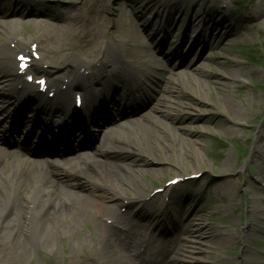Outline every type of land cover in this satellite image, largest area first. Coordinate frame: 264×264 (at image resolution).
<instances>
[{"label": "bare ground", "instance_id": "1", "mask_svg": "<svg viewBox=\"0 0 264 264\" xmlns=\"http://www.w3.org/2000/svg\"><path fill=\"white\" fill-rule=\"evenodd\" d=\"M92 1L94 0H83L81 3L85 5L90 3L89 8H91L94 7ZM182 1L177 0L171 5L172 10L169 12L170 16L166 17L167 26L162 36L159 37V30L156 29L149 39L146 33L152 30L153 20H145L144 10L139 11L140 22L144 18V21L140 23V28L124 32L121 28H108L111 20L105 14L110 13L107 12L110 8L107 9L104 1L92 11L95 12L94 15L88 16L93 19L92 22L86 23L81 20L83 23L80 25L79 21L82 18L79 13H70L68 10L64 13L23 10L16 8L17 6L11 7L7 1L0 0V18L7 20L4 26L0 24V29L3 30L6 39L0 42V65L2 70H6L2 73L0 70V84H5L8 88V90L0 89V99L13 97L11 104L13 105L26 100L29 96L39 98L43 94L37 92L33 83H26L23 80L24 77L32 75L34 79H38L43 76L44 72L55 74L54 70L43 69L41 65L35 63L23 73H17L15 55L27 51L30 43L19 40L17 36L22 27L20 22L28 21L34 32L31 37L32 42L40 45L41 51L44 46L41 61L44 64L56 65L57 69L62 71L60 75L67 78V82L61 84V81H56L57 76L47 80L48 83H54V86L50 83L49 88H53L55 92L58 91L59 97L57 103H51V109L53 107L62 109L63 115H67L66 118H68L71 112V98H73L70 93L75 87H82L84 104L81 110L87 119L93 117L91 112L99 104H106L108 101L113 108L118 106L117 110L133 103L138 108L136 115H131V121L126 124L137 134L129 139L130 142L111 147L110 143L129 137V133L125 131L128 128L118 130L112 127L106 130V127H103L97 138V144L99 149L108 148V150L98 152L92 159L82 160L75 164L69 162L60 165H52L49 162L39 164L34 160H24L20 154L5 147V135L0 128V264H40L42 260H48V264H55L50 259L51 254H54L53 247L56 242L62 246L67 240H70L73 251L63 255L64 264H136L135 259H132L129 254L132 250L136 251V259L145 264L147 262L148 264L207 263L205 255L202 254L205 250L198 249L196 244L204 245L202 242L204 238L214 237L221 232L218 228H213L207 219L194 221L187 210L185 211V199H192L196 187L189 186L181 189L183 192L175 200L176 216H174L172 211H166V208H163L164 201H168L167 196H169V201L165 204L170 203V190L173 185L164 187L161 193H153L152 188L146 189L145 185L139 182L138 177L140 178L142 173L141 165L151 159L177 164L192 149L197 153L198 158L194 156V162L201 161L199 159L200 150L204 144L197 139L192 129L180 128L181 132H178V126L174 124L180 108L178 96L181 93L191 90L196 103L204 106L208 104L200 95L202 89H205L201 79L206 77L208 71L201 66H194L185 77H181L182 73L179 72L177 78L173 79L163 73L159 75V78L156 77L157 82L153 83L148 75L154 77V74L142 64L136 63L133 54L123 53L125 43L127 48L134 51L147 49L144 43L146 38L149 41H152V38L160 39L157 42V48L164 47L160 45L171 36L170 27L173 22L178 17H183L186 19L185 30L176 48L187 47V52L200 48L199 52L197 51L198 58L203 59L206 47L213 48L210 39H207L216 38L219 35L215 28L227 29L224 24L219 26L222 22L217 15L204 16L194 8V5L190 9H184ZM146 4L153 7L155 16L160 13L161 9L168 11L158 2L147 1ZM106 34L111 42L105 40ZM205 34L207 37L203 41L201 38ZM77 37L80 41L72 42V39ZM67 38H72L69 52L65 42ZM14 43L15 45L11 47ZM112 54L115 56L114 60L111 58ZM122 54L125 61L121 59ZM72 55L79 59L74 62L70 61ZM150 56L149 62L155 61L159 65L162 63L159 59ZM234 63L237 64L238 61ZM116 65H120L122 75L117 71ZM223 76L231 81L225 82V89L216 98L219 105L217 112L225 117L227 123L223 127V133L229 135L233 132L234 119L244 117L247 111L228 98L230 88H235L233 81L240 77L238 69L234 70L227 66ZM62 86H65V89L59 91ZM119 90L120 94L117 96ZM158 93H162V98L159 100ZM156 100L157 105L154 106ZM148 108H151L152 112L146 111ZM189 108L190 111L197 110L193 107ZM142 110L146 112H140ZM197 115H190L191 117L187 120L188 124L199 123L196 125L199 127V133L207 134L209 118ZM140 116L150 126L147 127L141 123L138 119L141 118ZM13 123L12 126H17L21 121L16 120ZM63 130L60 135L54 136L50 133L49 136L55 138L48 142L55 141L57 137L58 141L62 142ZM259 132L264 138V128ZM69 135L74 138L72 144L76 145L79 137H75L72 132ZM187 136L192 140L186 139ZM239 137L242 138V136ZM41 141L43 140L40 139ZM62 145L65 146L66 142ZM39 147L41 148L42 144ZM26 149L37 152L36 148ZM170 149L174 151L169 154ZM263 150L264 144L259 141L255 142L252 154L257 159L264 158ZM81 155L87 157L90 153ZM123 157L128 158L125 163L120 161ZM231 163L232 158L229 155L222 161V165L226 166ZM147 170H150L152 177H160L163 172L162 168H149L145 171ZM201 170L197 167L190 173L195 174ZM179 171L181 173L175 177L182 181L190 174ZM261 178L264 180V174ZM93 190H99L102 193L95 195ZM125 193L129 196H124ZM144 205L145 210H140V207ZM121 206L126 207L123 212L119 210ZM127 208L129 212H125ZM163 216L172 220L170 223L172 222L173 231H179L177 232L179 234L182 232L190 234L194 238L188 241L195 244L194 247L198 252L200 251L199 254L188 251L186 248L188 246L183 245L179 248L180 254L176 259L159 260L158 257L155 258L156 255L161 254L160 250H155L153 241L158 239L155 233L160 228L159 224ZM179 220L187 222V226L180 227ZM81 227L88 228L87 235L79 230ZM229 237V241L237 239L233 235ZM183 239L187 240V237ZM86 243L88 251L83 252ZM177 245V243L173 245L174 250L178 247ZM32 251L38 253L40 260L31 263ZM263 257L264 252H261V256L248 262L263 264Z\"/></svg>", "mask_w": 264, "mask_h": 264}, {"label": "rangeland", "instance_id": "2", "mask_svg": "<svg viewBox=\"0 0 264 264\" xmlns=\"http://www.w3.org/2000/svg\"><path fill=\"white\" fill-rule=\"evenodd\" d=\"M5 1L11 7L17 6L16 8L23 10L46 11L47 13L55 11L64 13L68 10L70 13H79L82 18L79 21L80 25L84 21L86 23L92 22L93 19L88 16L94 15L95 12L92 11L104 1L107 9L110 8L107 11L110 13L105 14L111 20L108 28H121L124 32L133 28H140V23L144 20L140 22L138 18L139 11L144 10L146 20H153L152 30H148L146 33L149 39L152 37L153 29H158L159 34L162 33L161 31L167 26L166 17L170 16L171 5L177 2V0H94L92 1L94 7L89 8L90 3L87 5L82 4L81 1L83 0ZM147 1L150 3L158 2L165 6L168 11L161 9L160 13L155 16L153 7L147 5ZM181 3L184 9H190L194 5V8L199 13H203L204 16L217 15L222 22L219 26L224 24L227 29L215 28L219 35L216 38L207 39H210L213 48L208 49L206 47L203 59L197 58L198 49L187 54L181 53V55H178L177 52L173 53L185 30L186 19L183 17H178L173 22L170 27L171 36L166 39L164 47L158 49L155 47L157 40L153 42V39L149 41L146 38L144 43L147 49L134 51L127 48L125 43L123 53L133 54L136 63L142 64L147 70H150L154 77L148 75V78L153 83H156L159 75H163V73L173 79L177 78L179 72L182 73L181 77H185L186 74L191 72V67L194 66H201L208 71L206 77L201 79L207 91L202 89L200 94L208 104L204 106L196 103L197 101L191 95V90L181 93L178 96L180 108L174 124L178 126V132H181L180 128L192 129L197 139L204 144V147L200 150L199 159L201 161L194 162V156L196 157L197 153L193 152L192 149L177 164L151 159L141 165L143 169H141L142 173L138 179L140 183L145 185L146 189H155L164 185V182L169 178L181 173L179 170L190 173L196 170L197 167L202 169L193 174V178H186L183 182L174 184L173 189L170 191V203L168 205L163 204V208H166V211L170 208L176 216L175 200L183 192L181 189L183 190L189 186L196 187L192 199H185V211L187 210V213L190 216L192 215L194 221L203 219L205 221L207 219L213 228L216 227L221 232L214 237L204 238L202 241L204 245L196 244L198 249L205 250L202 251V254L206 257V264H250L248 261L255 260L261 256V252H264V180L261 178V175L264 174V158L257 159L252 154L255 142L259 141V143L264 144V138L260 136L261 133L259 132L264 128V0H183ZM227 4H229L228 8ZM0 24L4 26L7 24V20L0 18ZM20 24L22 27L19 29L17 38L29 41L34 35L30 22H20ZM1 30L0 42H4L6 39L3 30ZM206 37L205 34L201 39L205 41ZM71 39L67 38L65 40L68 52ZM105 40L111 42L107 34ZM79 41V37L72 39L74 43ZM42 51H44V46H42ZM42 51L40 48L41 53ZM150 55L159 59L162 63L159 65L155 61L149 62ZM114 57L112 54L111 58L113 60ZM76 59H79V57L72 55L69 60L74 62ZM234 61H238V63L235 64ZM158 65L159 67H157ZM227 66L234 70L238 69L240 75L238 80L233 81L235 88H230L228 98L238 106L245 108L247 113L242 118H235V123L232 125L233 132L224 135L223 127L227 122L225 117L217 112L219 105L216 98L225 89V82L231 81L223 76ZM46 68L55 70L56 75L60 73V69H57L56 65L48 64ZM0 70L1 73L6 71L5 69L2 70L1 65ZM0 89H2V86H0ZM160 98H162V93H158V100ZM1 99L9 100V98ZM156 105L157 100L154 103V106ZM189 107L197 110L190 111ZM146 111L152 112L151 108L146 109ZM192 114L209 118L210 124L207 127V134L199 133V127L196 126L199 123L188 124L187 120ZM144 124L147 127L150 126L146 120H144ZM239 136H242V138L240 139ZM185 138L192 140L188 136ZM128 142L130 141L123 143ZM176 148L178 150V147ZM172 151L174 150L170 149L168 153L170 154ZM228 155L232 158V163L228 166L222 165V161ZM127 159L123 157L120 161L125 163ZM196 159L198 158L196 157ZM78 160L72 162H78ZM149 168H162L163 172L160 177H152L149 173L150 170L145 171ZM93 192L95 195L102 193L99 190H93ZM124 196H129V194L125 193ZM166 202L164 201V203ZM125 208L121 206L119 210L123 212ZM144 208L145 205L144 207L141 206L140 210L144 211ZM125 212H129V208ZM87 229V227H81L79 230L87 235ZM231 235L237 237V239L229 241ZM189 245L193 247L187 248L188 250L198 252L194 247L195 244L189 243ZM72 251L70 240H67L62 246L56 242L53 247L54 254H51L50 259L55 264H64L63 255ZM86 251H88L87 243L84 244L83 252ZM39 257L38 253L32 251L31 263L40 260ZM262 262L264 264V257ZM40 264H48V260H42Z\"/></svg>", "mask_w": 264, "mask_h": 264}, {"label": "snow or ice", "instance_id": "3", "mask_svg": "<svg viewBox=\"0 0 264 264\" xmlns=\"http://www.w3.org/2000/svg\"><path fill=\"white\" fill-rule=\"evenodd\" d=\"M21 59H23V58H21ZM22 67H23V65H22ZM39 83H41V84H42V83H43V81H40Z\"/></svg>", "mask_w": 264, "mask_h": 264}]
</instances>
